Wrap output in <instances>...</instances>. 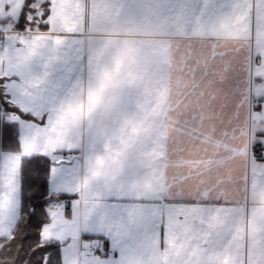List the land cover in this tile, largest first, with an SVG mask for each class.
I'll list each match as a JSON object with an SVG mask.
<instances>
[{
  "label": "snow or ice",
  "instance_id": "6c2138e0",
  "mask_svg": "<svg viewBox=\"0 0 264 264\" xmlns=\"http://www.w3.org/2000/svg\"><path fill=\"white\" fill-rule=\"evenodd\" d=\"M19 256L264 264V0H0V264Z\"/></svg>",
  "mask_w": 264,
  "mask_h": 264
},
{
  "label": "trees",
  "instance_id": "16d2710c",
  "mask_svg": "<svg viewBox=\"0 0 264 264\" xmlns=\"http://www.w3.org/2000/svg\"><path fill=\"white\" fill-rule=\"evenodd\" d=\"M41 203H42V201H41ZM25 259H27L26 256H19V257L17 258V264H23V261H24Z\"/></svg>",
  "mask_w": 264,
  "mask_h": 264
}]
</instances>
